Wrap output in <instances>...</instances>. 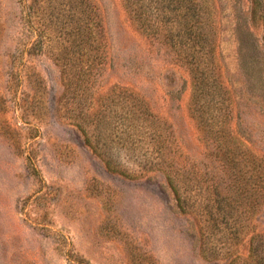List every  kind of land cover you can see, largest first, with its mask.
<instances>
[{
    "label": "rangeland",
    "instance_id": "obj_1",
    "mask_svg": "<svg viewBox=\"0 0 264 264\" xmlns=\"http://www.w3.org/2000/svg\"><path fill=\"white\" fill-rule=\"evenodd\" d=\"M0 0V264H264V0Z\"/></svg>",
    "mask_w": 264,
    "mask_h": 264
},
{
    "label": "trees",
    "instance_id": "obj_2",
    "mask_svg": "<svg viewBox=\"0 0 264 264\" xmlns=\"http://www.w3.org/2000/svg\"><path fill=\"white\" fill-rule=\"evenodd\" d=\"M260 3V0H254V12H256V6Z\"/></svg>",
    "mask_w": 264,
    "mask_h": 264
}]
</instances>
